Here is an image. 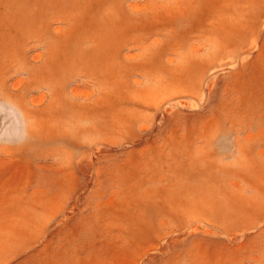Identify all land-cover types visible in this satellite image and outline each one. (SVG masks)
<instances>
[{
	"label": "rangeland",
	"instance_id": "374dc122",
	"mask_svg": "<svg viewBox=\"0 0 264 264\" xmlns=\"http://www.w3.org/2000/svg\"><path fill=\"white\" fill-rule=\"evenodd\" d=\"M0 264H264V0H0Z\"/></svg>",
	"mask_w": 264,
	"mask_h": 264
}]
</instances>
